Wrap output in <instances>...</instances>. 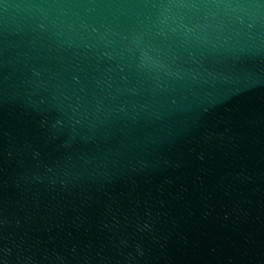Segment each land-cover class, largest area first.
<instances>
[{
    "label": "water",
    "instance_id": "obj_1",
    "mask_svg": "<svg viewBox=\"0 0 264 264\" xmlns=\"http://www.w3.org/2000/svg\"><path fill=\"white\" fill-rule=\"evenodd\" d=\"M0 264H264V0H0Z\"/></svg>",
    "mask_w": 264,
    "mask_h": 264
}]
</instances>
